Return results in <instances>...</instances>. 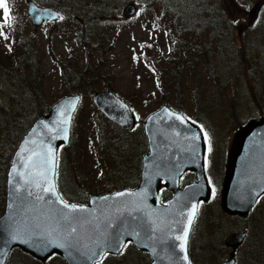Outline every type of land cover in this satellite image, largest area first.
<instances>
[{
	"label": "rangeland",
	"instance_id": "1",
	"mask_svg": "<svg viewBox=\"0 0 264 264\" xmlns=\"http://www.w3.org/2000/svg\"><path fill=\"white\" fill-rule=\"evenodd\" d=\"M10 1L16 25L14 35L31 39L26 42L29 66H24L16 64L21 54L17 40L14 45L10 38L0 35V148L7 129L17 126L15 118L27 124L34 110H48L61 97L76 93L64 71L69 76L79 75L71 69L82 70L87 65L96 71L93 65L98 68L97 75L103 76L96 83L90 82V86L80 80L82 100L73 121V135L60 154L58 182L67 197L72 195L71 200L77 203L86 201L89 193L136 188L142 157L148 152L141 125L133 131L111 126L92 102L96 90L110 89L124 98L141 119L164 104L203 118L212 148L208 154L207 141L204 163L208 162L209 175L215 183L223 180L227 154L237 131L249 120L264 117V0H217L219 13L235 24L233 29L221 23L218 30L219 34L230 36L234 51H228L211 29H205L202 39L206 48L196 65L197 81L191 78L183 83L179 79L177 88L167 75L174 65L182 69L180 60L172 59L179 55L177 47H172L175 26L159 5L150 1L146 5L144 0H49L62 12L63 19L35 27L26 14L27 0ZM40 1L48 5L45 0ZM129 3L136 6L132 20L122 13ZM200 14L191 16L189 26L193 28L204 20ZM4 19L0 9L3 33L7 32ZM21 71L25 76L19 75ZM208 72L216 81L208 80ZM157 77L164 82L156 84ZM38 81L42 91L32 98ZM202 83L209 86L206 91L200 86ZM92 86L94 89L89 92ZM168 196L165 190L163 199ZM238 232L245 235L236 246L235 264H250L257 255L264 263V196L246 216H241L225 212L220 199L213 195L199 209L191 231L192 263L220 264L231 252L224 240L230 233ZM16 249L6 264H66L60 257L42 263ZM151 261L147 252L129 246L120 256L107 257L99 264Z\"/></svg>",
	"mask_w": 264,
	"mask_h": 264
},
{
	"label": "water",
	"instance_id": "2",
	"mask_svg": "<svg viewBox=\"0 0 264 264\" xmlns=\"http://www.w3.org/2000/svg\"><path fill=\"white\" fill-rule=\"evenodd\" d=\"M27 6V14L36 27L61 16L58 10L39 6L33 0H27ZM134 12L135 5L129 3L123 16L130 17ZM80 99L79 94L66 95L53 103L47 113L36 117L11 157L5 207L0 216V264L6 263L14 248L40 262L58 255L67 264H96L105 251L120 254L121 245L127 241L146 251L152 259L150 264H188L175 236L185 226L177 222H186L191 205L207 202L210 197L201 129L181 113L162 105L144 120L149 151L142 158L137 187L103 195L89 194L87 204H76L85 206L84 211L70 212L56 195L42 191L45 184L39 173L47 160L48 179L56 187L58 150L69 142L72 118ZM73 101L75 109L70 120L61 124L68 119L65 110ZM92 101L111 122L126 129L135 125L133 111L113 92L95 91ZM177 116L184 120L176 119ZM186 171L193 172L195 180L180 188L179 179ZM162 182L173 193L165 204L158 200ZM263 192L264 117L250 120L235 135L228 154L221 206L225 212L246 216ZM38 195L43 199H37ZM72 228L76 231L72 232ZM244 235L245 232H238L226 237L224 244L231 252L220 264H235V249Z\"/></svg>",
	"mask_w": 264,
	"mask_h": 264
},
{
	"label": "trees",
	"instance_id": "3",
	"mask_svg": "<svg viewBox=\"0 0 264 264\" xmlns=\"http://www.w3.org/2000/svg\"><path fill=\"white\" fill-rule=\"evenodd\" d=\"M149 1L152 2V4L159 5L161 7V10H162V13L164 14V16L169 17L175 26L176 36L173 37L174 44H172V47L173 46L177 47V49L179 51V55L172 57V59H174V60L179 59L181 62L182 69L179 66L174 65L167 72V75L170 77V79L168 81L171 83H174L173 85L175 86V88H177L179 86V79H182L183 83H187L189 81V79H191V78L193 80L196 79V81H197L196 65H198L199 62H201V61H199V59H200L201 55L203 54V51L206 48V41H204L202 39V34H203L202 32H205L206 31L205 29H208V30L211 29L213 32L212 35L214 37H217V40L220 41V43H222L224 45V47L227 48L228 51H234V47H233L232 43L230 42L231 41L230 36L226 35V34L224 36V34L218 33V30H220L222 28L221 23H224V25H226L227 27H230V28L232 27L233 29H235V24H233L232 22L229 23L227 21V19L223 18L222 14L219 13V11H218L219 9L217 8V0H144V2H146V5H150ZM38 2L43 3L40 0ZM44 3L48 4L50 6H54L50 3L49 0H45ZM8 5H9V8L11 9V12H13V7H12L10 0H8ZM199 13H201L200 15L203 17L204 20L202 22L197 23L192 28L191 26H189L190 18L192 15H197ZM214 15H215V17H219V18L214 19L213 18ZM14 23L15 22H11L10 26L7 25L6 37L10 38L12 43L14 42V45H15L16 40H17V42L19 43L18 47L21 48L20 58H17L16 64L17 63H19V64L23 63L24 66H29V56H28V51H27L29 44H27L26 42L31 38L25 37V39L23 40L22 36H19V35L15 36L14 32L16 31V25ZM230 28L228 29V32L231 30ZM211 45H212V42L209 43V47ZM237 46L239 48L240 44L238 43ZM9 48L13 49V46H9ZM224 50H226V49H224ZM169 62H171V60ZM92 67L95 68L96 71H98L97 66L92 65ZM77 71L79 72V75L72 74L71 76H69L64 71V74L66 75L67 80L70 83V85H74L73 90L76 91V93L82 92L81 89L83 86L81 84V81L86 80L88 82V85L90 86V82L96 83L97 81H99V78H103V76L99 77L97 75V72L94 69H92V70L89 69V67L87 65L82 70H78V68H72L71 69L72 73H77ZM19 75L25 76L24 71L19 72ZM208 76L211 79H208ZM208 76H207V79L214 82L215 78L212 77L211 72H208ZM27 78L29 80V75H27ZM34 79H37V76H35ZM40 82H41V78H40ZM160 82L163 83L164 79H160V81H159V79L157 77L156 78V84H160ZM40 84L41 83H39V81H38V85H37V87H35V93L32 95V98L38 96L39 90L42 91V89H41L42 87ZM200 86L205 91L209 87L205 83H202ZM105 88H111V87L105 86ZM195 88H196V86H195ZM93 89H94L93 86L90 87L89 92H91ZM215 99L216 100L219 99V101H220V98H218V99L215 98ZM176 110H178V109H176ZM47 111L48 110L45 108L44 109L38 108L37 110H34L35 114L32 118H30L29 123H27V124L25 122H20L18 118H15L16 125L18 127L14 126L13 129L11 127H9L6 131L5 138H3V142H2L3 145H1L2 148H0V216L3 212L4 205H5L6 172H7V168L9 167V164H10L11 156H12L19 140L21 139V137L23 135L22 133L28 129V127L31 125V123L33 122V120L37 116H39L41 114H45ZM180 111H182V110H180ZM182 112H184V111H182ZM186 114H188V113H186ZM188 115H190L197 123H199L200 126H202V128L204 129V131L208 134V137L211 138L210 131H209L208 127L206 126V121L203 118H199L196 116L194 117L191 114H188ZM75 118H76V115L74 117V120H75ZM9 119H11L10 116H9ZM109 124L111 126L118 127L115 124H112V123H109ZM71 128H72V130H71V138H72L73 130H74V123L72 124ZM212 181H213V179H212ZM213 183H214L213 195L217 199H220L222 181H219L218 183H215V182H213ZM58 190H59L60 194L65 199H67L70 202H75V201L71 200L72 195L69 196V198H68L67 195L65 194V191L62 188H60L59 186H58ZM108 191H109V189L106 190V192H108ZM163 193H164V191H163ZM163 193H161L162 197H163ZM263 196H264V194L262 195V197ZM16 250L17 249H15V251ZM13 251H12L11 255H14L15 252H13ZM55 257L58 258V256H55ZM38 264H40V263H38ZM250 264H264V263L260 260L259 255H257L255 258H253L251 260Z\"/></svg>",
	"mask_w": 264,
	"mask_h": 264
},
{
	"label": "snow or ice",
	"instance_id": "4",
	"mask_svg": "<svg viewBox=\"0 0 264 264\" xmlns=\"http://www.w3.org/2000/svg\"><path fill=\"white\" fill-rule=\"evenodd\" d=\"M0 9H3V12H4V18H5L4 24H7L10 26V24L14 20V18H12L10 16V8L8 5V0H0ZM59 18L63 19V17H59ZM3 26L4 25L0 24V28H3ZM0 35H3V32H0ZM5 38H7V37L5 36ZM143 46L144 45H141V47H143ZM148 46L151 47V45H148ZM74 109H75V102L73 101V102H71L70 107L65 110L67 112L68 119L62 120L61 124H67L68 123V121L71 118V111ZM176 119L183 121L184 117L177 116ZM63 130L65 132V138H66L67 129L64 128ZM204 138L206 141H209L208 152L210 153L212 151V148H211L210 138L208 137V134L206 132L204 133ZM195 139H199V137H195ZM47 163H48V161L45 160L44 164L41 165L43 170L39 173L43 177L44 184H45V186L42 188V191L45 194L51 193L53 195H56L57 199L59 200V203L62 204L64 206V208L69 209L70 212L84 211L85 206H80V205H76V204H69L67 201H65L61 196H59L57 194V190H56L54 182H52L48 179V172L50 171V169L48 167H46ZM209 184H211L210 178H209ZM37 187H39V185H37ZM213 193H214V189H213ZM29 194L31 195V193H29ZM116 195L117 196H123V195H125V193H117ZM37 199H43V197L38 195ZM198 207L199 206L197 204H192L191 210L187 213L186 222L185 221H178L177 222V223H185V226L181 230V234L176 235L175 240L179 241L178 246H179L180 250L185 253L183 256V260L187 261L188 264H191V262L188 260V256H187L188 237H189V232L191 230V226L195 221L197 211H198ZM181 215H184V214L182 213ZM71 231L75 232L76 229L72 228ZM13 239H16V237H13ZM126 247H127V244L121 245V248H126ZM117 251H120V248H117ZM102 255H107V251L103 252ZM97 264H99V262H97Z\"/></svg>",
	"mask_w": 264,
	"mask_h": 264
},
{
	"label": "flooded vegetation",
	"instance_id": "5",
	"mask_svg": "<svg viewBox=\"0 0 264 264\" xmlns=\"http://www.w3.org/2000/svg\"><path fill=\"white\" fill-rule=\"evenodd\" d=\"M186 177H187V175H186ZM191 181V180H190Z\"/></svg>",
	"mask_w": 264,
	"mask_h": 264
}]
</instances>
